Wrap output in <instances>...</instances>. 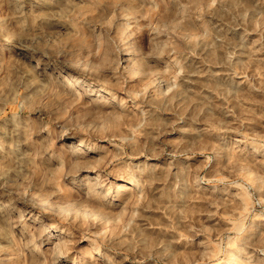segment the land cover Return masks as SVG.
Returning a JSON list of instances; mask_svg holds the SVG:
<instances>
[{
	"label": "rangeland",
	"instance_id": "rangeland-1",
	"mask_svg": "<svg viewBox=\"0 0 264 264\" xmlns=\"http://www.w3.org/2000/svg\"><path fill=\"white\" fill-rule=\"evenodd\" d=\"M0 264H264V0H0Z\"/></svg>",
	"mask_w": 264,
	"mask_h": 264
},
{
	"label": "bare ground",
	"instance_id": "bare-ground-1",
	"mask_svg": "<svg viewBox=\"0 0 264 264\" xmlns=\"http://www.w3.org/2000/svg\"><path fill=\"white\" fill-rule=\"evenodd\" d=\"M73 146V148L72 149H70V151H74V150H77V149H79L78 148V146L77 145H72ZM115 187L116 188H113V189H111V190H109V193H113V194H115V195H122V194H124L126 191H128L129 189H133V183L132 182H129V181H126V182H121V183H117L116 185H115ZM55 243V242H54ZM56 247V244H55V246H54V248ZM54 248H52V249H54Z\"/></svg>",
	"mask_w": 264,
	"mask_h": 264
}]
</instances>
